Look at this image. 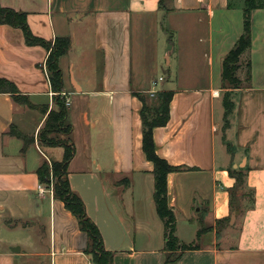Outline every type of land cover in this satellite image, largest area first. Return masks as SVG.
<instances>
[{
    "label": "crops",
    "instance_id": "obj_1",
    "mask_svg": "<svg viewBox=\"0 0 264 264\" xmlns=\"http://www.w3.org/2000/svg\"><path fill=\"white\" fill-rule=\"evenodd\" d=\"M234 1L169 0L164 11L159 0H0L1 7L26 14L34 36L70 40L58 60L75 148L68 181L112 264H163L168 253L135 96L150 103L162 91L173 97L168 123L153 129L154 148L169 165L187 169L167 176V203L178 242L195 247L170 264H264V7L252 11L250 76L245 86L230 90L226 114L222 63L243 29L242 2ZM176 14L198 17L186 36L192 46L164 51L167 86L155 90L149 75L160 66L158 34ZM200 28L203 34H195ZM46 57L44 48L26 45L19 29L0 25V78L13 82L31 104L50 110ZM24 118L32 119L26 130ZM45 118L0 94V229L32 235L28 246L0 241V264L90 263L89 239L77 219L50 190L37 191L36 170L42 161L60 162L63 149L35 142L22 153V142L7 135L13 125L34 137ZM231 171L245 175L253 197L252 206L238 214L229 207Z\"/></svg>",
    "mask_w": 264,
    "mask_h": 264
},
{
    "label": "trees",
    "instance_id": "obj_2",
    "mask_svg": "<svg viewBox=\"0 0 264 264\" xmlns=\"http://www.w3.org/2000/svg\"><path fill=\"white\" fill-rule=\"evenodd\" d=\"M166 1L169 0H159V8L161 10L168 11L164 8ZM263 7L262 0H242V33L232 49L225 56L221 70L222 84L228 85L232 89H239L242 86V81L239 79L237 72L242 70V57H247L250 49V19L252 11L262 9ZM0 25H7L19 29L23 34L27 46H40L47 51L44 68L47 73L50 90L53 93L52 102L55 106L50 110L48 106H35L31 104L28 96L21 94L13 82L5 78H0V94H7L14 104L29 110H36L43 116H46L43 126L36 136L37 144L41 147H60L63 149V157L60 162L50 163V169L44 163L36 170L38 182L40 185L48 188L50 185V176L52 177V194L54 198L61 201L65 209L77 219L80 231L85 233L89 239V247L86 250L89 262L91 264H112V253L104 249L99 229L87 217L83 202L71 191L68 181L67 168L75 155V148L70 138L72 132L71 126L66 123L67 107L64 98L61 97L63 82L58 60L69 51L70 40L68 38H56L53 42H47L38 38L29 30L25 13L1 6ZM245 68L244 82H247L250 76V63L248 58L245 62ZM135 96L141 103L142 152L146 160L153 166V201L155 211L164 227V248L168 253L163 264H170L176 262L182 252L195 248L192 245L180 244L178 242L175 236V217L167 203V176L171 173L187 171V169L173 167L167 161L158 157L153 142V129L164 127L169 121V105L173 93L166 91L158 92L155 95L156 104L154 107H151L147 103L144 95L136 94ZM223 107L225 113L228 114L232 108L229 95L223 97ZM7 135L22 142V153L30 145L35 143V137L21 133L13 125L9 127ZM55 136H64L65 139L62 141L55 138ZM230 175L235 183L229 191V207L233 213L238 214L247 207L252 206L253 197L251 192L246 190L245 175L241 171H231ZM225 222L227 221H218L216 224L219 226ZM201 232L202 230L199 231L198 235ZM176 252L179 253L175 255Z\"/></svg>",
    "mask_w": 264,
    "mask_h": 264
},
{
    "label": "rangeland",
    "instance_id": "obj_3",
    "mask_svg": "<svg viewBox=\"0 0 264 264\" xmlns=\"http://www.w3.org/2000/svg\"><path fill=\"white\" fill-rule=\"evenodd\" d=\"M242 2V0H235V2ZM238 12H234V15H238V17H240L239 19H241V11L240 10H236ZM198 19V17L192 16V15H173L170 16V18L168 20H165L163 23L164 28L166 29V32L160 31L159 32V36H158V43H157V51H158V55H159V61H160V66H158L157 70L155 71V73L149 75V78H151L150 80L153 83H156L155 86V90H158L160 88L166 85V81L169 77V72L167 71L168 69L166 68V59L164 56V51H173L174 49L177 50L178 47L181 48H185V50L187 51L189 46H192V42H189L188 40H186V36L189 35L191 32L189 30V26L192 30H194V27L192 25H190L191 21L194 23L196 20ZM192 24V23H191ZM200 27V26H198ZM199 29V28H197ZM169 33L172 34V36H169ZM195 34H203V30L202 28H200V30L198 31V33ZM179 40V43H178ZM191 43V45H190ZM199 48H203V45H199ZM246 56L242 57L241 60V64H242V70L238 71V77L239 75L241 76V71H243L242 75L243 77H245V62H246ZM186 72H181V77L184 79L186 77V75L188 74ZM241 72V73H240ZM240 79V78H239ZM242 79V78H241ZM240 79V80H241ZM163 80V81H162ZM245 80V79H243ZM242 81V80H241ZM242 86H245L244 81H242ZM224 88V95L222 94V97H224L225 95H229L230 94V90L232 89L230 86L228 85H223ZM156 95V93H155ZM153 96V98H150V106L154 107L156 104V96ZM62 97V96H61ZM230 98V97H229ZM53 107H55L53 105ZM49 109V107H48ZM21 117H24L23 114L21 113L20 115ZM26 116V115H25ZM25 121L23 122V126H25V130L29 129L30 126L32 125V119L31 118H24ZM39 132V131H38ZM37 132V133H38ZM36 135H34L35 137V142L37 143L36 140ZM55 138L60 139V140H64L65 137H61V136H55ZM35 145V143H34ZM46 164L48 169H50V163L47 161H42L41 165ZM40 165V166H41ZM46 188V187H45ZM51 191L53 189V184H52V177L50 176V185L48 187ZM47 188V189H48ZM0 235H1V244L2 242H8V240L10 241H14V242H19L25 246H28L27 241L28 240H32V235L29 234L28 232H23L22 230L19 229H15V230H8L6 232V230L4 228L0 229ZM222 238H225L224 235H222ZM229 244H231L230 241H228ZM28 248V247H27ZM26 250V249H25Z\"/></svg>",
    "mask_w": 264,
    "mask_h": 264
},
{
    "label": "built area",
    "instance_id": "obj_4",
    "mask_svg": "<svg viewBox=\"0 0 264 264\" xmlns=\"http://www.w3.org/2000/svg\"><path fill=\"white\" fill-rule=\"evenodd\" d=\"M48 78V77H47ZM155 86H156V83H153L152 84V88L153 89H155ZM154 93V92H153ZM61 96L62 97H64L63 96V94H61ZM64 100H65V105H66V107L69 105V102H68V100L64 97ZM45 189H47V188H45L43 185H40V186H38V189H37V191L40 193V194H42L43 192H45ZM48 190H50L49 188H48ZM51 191V190H50ZM52 192V191H51ZM89 264H91V263H89Z\"/></svg>",
    "mask_w": 264,
    "mask_h": 264
},
{
    "label": "water",
    "instance_id": "obj_5",
    "mask_svg": "<svg viewBox=\"0 0 264 264\" xmlns=\"http://www.w3.org/2000/svg\"><path fill=\"white\" fill-rule=\"evenodd\" d=\"M234 218H235V216L232 215V216H231V219H230V224H233V222H234Z\"/></svg>",
    "mask_w": 264,
    "mask_h": 264
}]
</instances>
